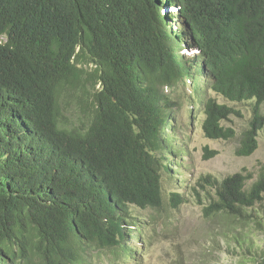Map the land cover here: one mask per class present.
<instances>
[{"label":"trees","instance_id":"1","mask_svg":"<svg viewBox=\"0 0 264 264\" xmlns=\"http://www.w3.org/2000/svg\"><path fill=\"white\" fill-rule=\"evenodd\" d=\"M180 36L199 48L209 91L253 102L234 151L250 156L264 126V0H0V264H73L82 240L131 255L128 207L160 208L170 164L157 155L162 88L193 76ZM69 104L83 106L85 125L68 124ZM231 115L206 97L204 137L233 138L221 125ZM252 179L245 169L211 178L202 214L241 264H264L249 225L260 221L264 163Z\"/></svg>","mask_w":264,"mask_h":264},{"label":"rangeland","instance_id":"2","mask_svg":"<svg viewBox=\"0 0 264 264\" xmlns=\"http://www.w3.org/2000/svg\"><path fill=\"white\" fill-rule=\"evenodd\" d=\"M168 12H171L170 9ZM160 13L163 14V10ZM169 25L177 33L182 30L178 19L169 22ZM187 39L180 36L182 48L189 53L191 45ZM183 55L189 57L186 53ZM189 60V71L194 73L190 84L187 82L165 88L161 100L164 108L166 99L169 100L167 110L172 118L173 129L165 131L166 150L163 154H170V164L160 176V208L140 210L128 207L135 226H128L125 231L134 232L136 236V239L129 238L131 255L125 257L118 251L83 246L79 250L78 264H241L239 259H242V251L225 247L211 230L214 222L203 216L202 209L214 195V187L209 186L211 178L220 182L245 169L253 174L248 185L255 180L258 166L264 163V126L258 132L256 150L247 157L236 156L234 151L241 133L248 127L252 117L253 102L231 103L205 90L198 62L194 58ZM195 79L196 92L193 91L196 87ZM208 96L214 97L218 104L231 107L239 113L221 122L223 127L233 129V138L224 141L204 137L201 130L204 116L198 104ZM64 109L69 125L86 124L87 113L83 106L69 104L68 109ZM260 113L264 115V104L260 105ZM211 151L215 154L209 155ZM206 177L210 178L208 182ZM173 193L183 200L175 208L171 206L170 200ZM255 212L260 219L259 224L250 221L249 225L254 231L255 243L260 247L264 243V203L255 206ZM211 241L215 242L216 248Z\"/></svg>","mask_w":264,"mask_h":264},{"label":"clouds","instance_id":"3","mask_svg":"<svg viewBox=\"0 0 264 264\" xmlns=\"http://www.w3.org/2000/svg\"><path fill=\"white\" fill-rule=\"evenodd\" d=\"M168 9H170V13L168 12ZM161 10H163V15H169V16H175V17H177V13H178V8L177 7H175V6H163L162 8H161ZM167 13V14H166ZM175 20H173V22H174ZM179 21V23L181 24V22H180V20H178ZM182 25V24H181ZM182 29H183V27H182ZM189 43H190V45H191V47L190 48H188L189 49V53L185 50V49H183L182 48V46H181V53H182V55H183V53L185 54L186 53V55H189V57L188 56H184V58H185V60L187 61V64H186V66L188 67V70H189V67H190V65H189V62H191L189 59L190 58H194L197 62H198V65H199V73H200V75H201V78H202V81L203 82H205V86H204V88H205V90H208L207 88H206V85H207V80H206V78H205V74L204 73H206V70L204 69V66H203V64H202V62H201V60H200V50H199V48L198 47H196L192 42H191V40H189ZM191 51V52H190ZM189 73H190V71H189ZM191 75H193L194 73L192 72V73H190ZM193 77V76H192ZM190 79H192V78H190ZM190 79H185L184 81H182V82H180V83H178L177 85H179V84H182V83H187L188 82V84H190ZM197 79H195V85H196V87H194V89H193V91L194 92H196V90H197ZM177 85H175V86H177ZM174 86V87H175ZM168 89L167 87H164V88H162V97L164 96L163 95V90L164 89ZM173 88V87H172ZM192 100H193V98H192ZM204 100H205V98L203 99V100H201V104L199 103L198 104V107H199V109H201V111L200 112H202V114H203V104H204ZM166 101H167V104H166V108H164L162 105V107H163V109L161 110V112H162V119H161V122H160V133H161V135H162V140H163V144H162V147H163V150L162 151H160V152H158L157 153V155L158 156H162L163 157V152L166 150V147H165V144H166V134L167 133H165V131H167V130H172L173 129V126H172V118H170V112L167 110V107H168V103H169V100H167L166 99ZM192 103H194V101H192ZM204 119V118H203ZM201 125H202V123H201ZM167 157L168 156H170V154H167L166 155ZM162 173V172H161ZM161 176V175H160ZM161 180V179H160ZM129 206H131V205H129ZM132 207H134V206H132ZM136 208V207H135ZM138 209V208H137ZM133 221H134V219H133ZM131 225H133L132 227H134L135 226V223H133L132 222V224ZM128 226H126V225H124V226H121V229L123 230V231H125V229L127 228ZM128 232H130V231H125V233H127L128 235H127V242H129V238H133V239H136V236L133 234L134 232H131V233H128ZM83 246H89V247H92V248H94L93 247V245L92 244H90V243H87L86 241H84V240H82V243H81V245H79V249H78V251H77V261L76 262H73V264H78V262H79V250H81L82 249V247ZM94 249H96V248H94ZM96 250H98V249H96ZM109 250H112V249H109ZM113 251V250H112ZM123 255V254H122ZM127 257L129 256V254H125ZM124 255V256H125Z\"/></svg>","mask_w":264,"mask_h":264}]
</instances>
